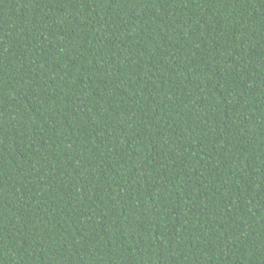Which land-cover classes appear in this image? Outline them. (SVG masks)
Returning <instances> with one entry per match:
<instances>
[{"label":"trees","instance_id":"obj_1","mask_svg":"<svg viewBox=\"0 0 264 264\" xmlns=\"http://www.w3.org/2000/svg\"><path fill=\"white\" fill-rule=\"evenodd\" d=\"M0 264H264V0H0Z\"/></svg>","mask_w":264,"mask_h":264}]
</instances>
